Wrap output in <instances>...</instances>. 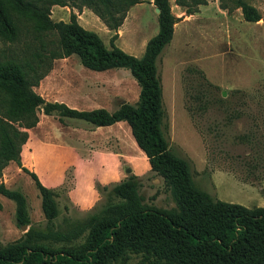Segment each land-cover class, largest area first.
Wrapping results in <instances>:
<instances>
[{
	"label": "trees",
	"instance_id": "trees-1",
	"mask_svg": "<svg viewBox=\"0 0 264 264\" xmlns=\"http://www.w3.org/2000/svg\"><path fill=\"white\" fill-rule=\"evenodd\" d=\"M150 0H0V177L10 162L20 163L26 130L38 122L44 104L47 115L61 122L74 119L93 127L126 122L150 170L162 178L176 200L177 209L147 206L131 176L111 187L99 213L65 232L31 227L12 243L0 244V264H264V208H246L212 199L193 181L191 163L172 150L163 133L166 111L157 63L173 38L176 18L168 0H153L158 13L156 36L142 58L131 56L81 27L75 14L69 22H53V6L89 9L113 32L128 10ZM203 0H194L202 4ZM236 1L247 23L262 20L257 10ZM183 5V0H177ZM264 23V19H263ZM76 56L93 71L125 69L139 85L135 104L121 103L113 112L77 111L64 104L45 103L33 88L52 69L55 59ZM42 200L47 225L58 216L56 194L28 170ZM103 190V189H101ZM0 194L16 204L15 224L29 226V204L19 188ZM84 238L82 243L78 241ZM62 245L53 248V245Z\"/></svg>",
	"mask_w": 264,
	"mask_h": 264
},
{
	"label": "rangeland",
	"instance_id": "rangeland-1",
	"mask_svg": "<svg viewBox=\"0 0 264 264\" xmlns=\"http://www.w3.org/2000/svg\"><path fill=\"white\" fill-rule=\"evenodd\" d=\"M241 1L254 7L262 20L245 22L233 0H203L202 4L183 0L182 6L177 0H168L176 24L172 50L157 63L166 111L163 133L174 153L191 163L195 185L212 199L264 208V0ZM61 8H51L50 19L55 23H67L72 10L80 13L86 9L66 6L72 9L68 13ZM155 10L153 0L131 7L120 28H135L138 38L149 28L157 30ZM89 12L78 20L83 28H108ZM187 17L190 25L185 29L181 20ZM213 25L217 28H209ZM3 48L0 41V51ZM113 103L116 110L122 101ZM123 166L126 176L122 181L136 178L145 205L177 209L162 178L151 170L135 174L126 163ZM115 184H96L99 199L87 211L71 207L67 187H61L54 191L60 214L51 225L36 221L22 230L13 223L23 234L31 227L41 232L71 230L101 211ZM138 261L132 256L128 264Z\"/></svg>",
	"mask_w": 264,
	"mask_h": 264
},
{
	"label": "crops",
	"instance_id": "crops-1",
	"mask_svg": "<svg viewBox=\"0 0 264 264\" xmlns=\"http://www.w3.org/2000/svg\"><path fill=\"white\" fill-rule=\"evenodd\" d=\"M61 9H66L68 13L72 10L65 7ZM72 13L77 15L78 22L90 12L82 9L80 13L74 10ZM188 21V17L183 18L181 27L189 28ZM78 24L81 26L80 22ZM209 28L216 29L217 26ZM83 29L97 34L108 49L111 48V38L117 35L114 45L136 58L143 57L148 41L159 31V28L158 31L149 28L138 38L135 28H119L117 32L108 28ZM174 36L175 28L170 45L161 54V59H165L172 50ZM33 91L45 103L64 104L77 111L104 109L112 112L115 110L113 100L135 104L140 88L128 70L93 71L82 66L76 56H69L55 59L50 72ZM37 117V124L26 130L28 138L21 148L20 163L10 162L0 177V185L9 190L19 188L27 198L32 224L46 221V218L42 211L40 192L24 169L35 174L48 189L55 191L67 187L68 201L71 207L79 211L91 209L98 201L96 184L105 186L125 179L124 163L134 169L135 174L150 170L148 159L137 146L126 122L106 127H93L74 119L61 122L58 117L45 113L44 104L39 106ZM57 209L59 215L58 202ZM15 212V202L0 194L1 245L17 241L23 236L13 223Z\"/></svg>",
	"mask_w": 264,
	"mask_h": 264
},
{
	"label": "water",
	"instance_id": "water-1",
	"mask_svg": "<svg viewBox=\"0 0 264 264\" xmlns=\"http://www.w3.org/2000/svg\"><path fill=\"white\" fill-rule=\"evenodd\" d=\"M155 11H156L157 13H159V10H158V9H156ZM127 172H129V171H127ZM26 228H27V226H23V227H21L22 230H25Z\"/></svg>",
	"mask_w": 264,
	"mask_h": 264
}]
</instances>
